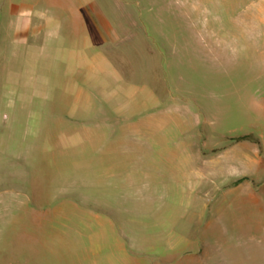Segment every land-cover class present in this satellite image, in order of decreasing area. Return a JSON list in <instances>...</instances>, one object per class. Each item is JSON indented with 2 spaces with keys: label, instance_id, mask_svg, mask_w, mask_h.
<instances>
[{
  "label": "rangeland",
  "instance_id": "1",
  "mask_svg": "<svg viewBox=\"0 0 264 264\" xmlns=\"http://www.w3.org/2000/svg\"><path fill=\"white\" fill-rule=\"evenodd\" d=\"M192 20L154 0H0V251L264 264V34L247 32L264 18L238 17V65L201 64L229 19Z\"/></svg>",
  "mask_w": 264,
  "mask_h": 264
},
{
  "label": "crops",
  "instance_id": "2",
  "mask_svg": "<svg viewBox=\"0 0 264 264\" xmlns=\"http://www.w3.org/2000/svg\"><path fill=\"white\" fill-rule=\"evenodd\" d=\"M155 10L158 16L169 18H184V19H198V18H226L228 22L236 26L235 30L222 31L227 34L224 43H217L215 47L204 46L208 55L212 56L208 60L202 61L201 64H209L213 60L218 64L230 63L227 60L229 55L234 56V64L238 65V17L244 16L246 18H264V0H154ZM244 12V14H243ZM28 20H25L22 25V31L28 30ZM263 23V21L261 22ZM27 24V25H26ZM191 32L195 31L194 27L190 28ZM208 27H199V33H208ZM179 31V30H177ZM189 32V29H188ZM247 32H254L260 35L264 34V26L256 27ZM109 34V31L107 32ZM212 34V33H211ZM205 50L203 52H205ZM205 52V53H206ZM232 52V54H230ZM203 53V55H206ZM155 64L162 65L164 63L161 57H152ZM207 59V58H202ZM212 59V60H211ZM177 63V62H176ZM187 62H178V64ZM165 64V63H164ZM94 87L93 85L91 86ZM94 90V89H93ZM129 161H143V157H125ZM32 252L18 250H2L0 251V264H31L30 255Z\"/></svg>",
  "mask_w": 264,
  "mask_h": 264
}]
</instances>
